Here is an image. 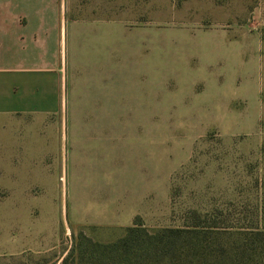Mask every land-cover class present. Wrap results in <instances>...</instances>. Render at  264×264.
Instances as JSON below:
<instances>
[{"label": "rangeland", "instance_id": "rangeland-1", "mask_svg": "<svg viewBox=\"0 0 264 264\" xmlns=\"http://www.w3.org/2000/svg\"><path fill=\"white\" fill-rule=\"evenodd\" d=\"M70 15L118 21L120 105L145 110L159 87L165 197L133 226L197 230L202 264H264V0H71ZM13 134L0 121V264H61L81 233L126 234L71 221L50 156L16 181ZM158 141L144 142L149 160Z\"/></svg>", "mask_w": 264, "mask_h": 264}, {"label": "crops", "instance_id": "crops-1", "mask_svg": "<svg viewBox=\"0 0 264 264\" xmlns=\"http://www.w3.org/2000/svg\"><path fill=\"white\" fill-rule=\"evenodd\" d=\"M70 7L0 0V121L14 130L15 179L47 171L50 156L74 224L130 228L160 206L161 188L165 197L164 104L157 87L145 110L133 97L120 105L118 21L71 18ZM156 138L159 154L149 160L144 142Z\"/></svg>", "mask_w": 264, "mask_h": 264}, {"label": "trees", "instance_id": "trees-1", "mask_svg": "<svg viewBox=\"0 0 264 264\" xmlns=\"http://www.w3.org/2000/svg\"><path fill=\"white\" fill-rule=\"evenodd\" d=\"M197 230L176 229L150 234L141 224L111 243H102L81 233L77 245L61 264H202L196 259L200 238ZM201 259V260H200Z\"/></svg>", "mask_w": 264, "mask_h": 264}]
</instances>
